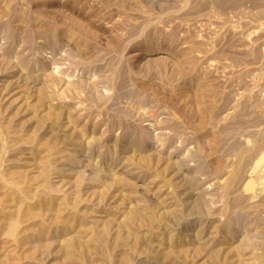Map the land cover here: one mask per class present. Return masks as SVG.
Returning <instances> with one entry per match:
<instances>
[{"label":"rangeland","instance_id":"1","mask_svg":"<svg viewBox=\"0 0 264 264\" xmlns=\"http://www.w3.org/2000/svg\"><path fill=\"white\" fill-rule=\"evenodd\" d=\"M170 261L264 264V0H0V264Z\"/></svg>","mask_w":264,"mask_h":264},{"label":"bare ground","instance_id":"2","mask_svg":"<svg viewBox=\"0 0 264 264\" xmlns=\"http://www.w3.org/2000/svg\"><path fill=\"white\" fill-rule=\"evenodd\" d=\"M117 166H118V165H117ZM62 168H63V167H62ZM71 168H72V167H71ZM181 168H182V167H181ZM59 169H60V168H59ZM59 169H57V170H59ZM69 169H70V168H69ZM69 169H68V170H69ZM73 169H75V168H73ZM69 172H70V171H69ZM59 173H60V172H59ZM61 180H62V179H61ZM60 183H62V182H60ZM65 184H66V183H65ZM65 184H63V186H64ZM157 187H158V186H157ZM64 188H65V187H64ZM64 188H63V189H64ZM63 189H62V190H63ZM198 189H199V188H198ZM164 190H165V189H164ZM196 192L198 193V195H199L200 193L202 194V192H199L198 190H196ZM234 194H235V193H234ZM202 196H203V195H202ZM200 197H201V196H200ZM231 197H232V196H231ZM201 198H202V197H201ZM201 198H200V199H201ZM236 198H237V197H236ZM238 198H239V197H238ZM200 199H199V200H200ZM165 200H166V199H165ZM199 200H198V202H200ZM201 200H202V199H201ZM203 202H204V201H203ZM166 203L169 204V203H171V201H168V202H166ZM201 203H202V201H201ZM176 210H177V209H176ZM176 210L173 212V214L176 212ZM170 211H171V210H170ZM172 211H173V210H172ZM172 211H171V212H172ZM133 212H134V211H133ZM107 214H108V213H107ZM111 215H112V214H111ZM98 216H99V215H98ZM200 231H201V230H200ZM191 241H192V240H191ZM224 242H225V241H224ZM205 243H207V242L204 241V246H205ZM206 245H207V246L210 245V242L207 243ZM211 246H214V245L211 244ZM215 246H217V245L215 244ZM219 246H220V245H219ZM221 246H222V245H221ZM213 248H215V247H213ZM220 248H221V247H220ZM215 249H219V248H215ZM244 258H245V260H246V257H244ZM172 262H174V261H170L168 264H172ZM248 262H249V261H248ZM248 262L245 261L244 263H245V264H248ZM251 263H252V262H251Z\"/></svg>","mask_w":264,"mask_h":264}]
</instances>
